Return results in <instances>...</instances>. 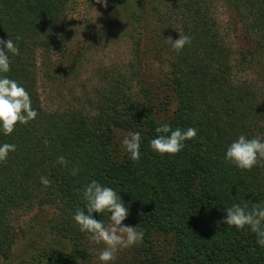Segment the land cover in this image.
Listing matches in <instances>:
<instances>
[{
	"label": "trees",
	"instance_id": "16d2710c",
	"mask_svg": "<svg viewBox=\"0 0 264 264\" xmlns=\"http://www.w3.org/2000/svg\"><path fill=\"white\" fill-rule=\"evenodd\" d=\"M220 1L248 44L238 57L209 0H116L117 13L123 12L116 28L126 27L132 43L125 71L102 77L88 109L49 110L38 91L36 52L66 54L72 0H0V40L12 39L20 51L9 54L10 71L0 75L24 87L38 113L12 134L0 132V145H16L0 162V255L15 246L17 212L51 206L50 230L59 244L49 242L37 264L89 262L94 243L73 216L84 207L81 190L96 180L120 195L129 209L127 226L144 233L126 264H264L254 233L221 222L234 203H264V162L241 170L224 159L240 135L264 140V0ZM150 21L158 26L146 36ZM173 29L191 37L178 53L164 41ZM152 63L162 76L149 81ZM246 67L259 79L238 77ZM165 123L196 128L197 135L177 154L159 155L150 141ZM118 129L140 134L138 161L114 151ZM61 155L67 167L56 162ZM41 177L51 184L45 187ZM109 215L93 218L106 224Z\"/></svg>",
	"mask_w": 264,
	"mask_h": 264
},
{
	"label": "rangeland",
	"instance_id": "374dc122",
	"mask_svg": "<svg viewBox=\"0 0 264 264\" xmlns=\"http://www.w3.org/2000/svg\"><path fill=\"white\" fill-rule=\"evenodd\" d=\"M208 4L212 16L219 23L222 35H225L235 51V56L238 57V51L245 49L248 44L239 26L233 27L232 13L220 0H209ZM122 15L123 12L116 11V0H107V7L96 4L95 0H72L71 9L65 18L66 29L69 30L66 54L46 53L41 49L36 52L37 86L43 107L49 110L73 106L88 109V99L96 98L97 88L103 86L102 77L105 74H116L119 69L125 71L126 63L132 58V43L126 27L119 31L116 28V21L120 20ZM153 21L145 28L146 36L153 31L152 28L157 29L158 23ZM175 32L177 31L173 29L168 37L176 38L179 33L174 34ZM150 71L149 81H152L155 75L162 76V70L154 63ZM238 77L247 80L259 79L256 69L249 67L241 71ZM256 84L259 85V82ZM169 98L172 102L171 111L175 106V96L170 92ZM128 133L130 132L121 129L115 130V152L125 151L122 140ZM54 213V207L51 206L35 208L31 212H17L13 216L17 240L11 254L0 255L1 262L37 264L41 255L48 250L49 242L59 244L58 236L50 230ZM122 225L127 226L125 220ZM94 246L91 260L84 264H101L98 253L104 245L94 243ZM136 246L137 244L119 250L116 259L109 264H126L127 260L132 258L131 253L136 251Z\"/></svg>",
	"mask_w": 264,
	"mask_h": 264
},
{
	"label": "clouds",
	"instance_id": "9594fccd",
	"mask_svg": "<svg viewBox=\"0 0 264 264\" xmlns=\"http://www.w3.org/2000/svg\"><path fill=\"white\" fill-rule=\"evenodd\" d=\"M96 4L107 7V0H95ZM20 36L16 40H20ZM173 50L180 52L185 45L191 43V37L180 35L173 40L166 38ZM20 54L19 48L12 39L0 40V74L10 71V58ZM29 93L15 80L6 75H0V132L10 135L14 132L17 124H27L34 120L38 113L32 108ZM159 135L150 141V148L159 155H175L180 152L186 140L196 137L197 129L189 127L182 130L177 127L174 130L167 123L155 129ZM141 136L138 132L128 133L122 140V145L133 161L140 159ZM16 145L4 143L0 145V162L6 161L9 152H14ZM225 162L234 165L241 170H251L253 167L264 162V140L259 137L246 138L240 135L226 149ZM58 164L67 167L68 161L64 156H59ZM78 167H73L70 174L76 175ZM41 183L47 187L51 181L46 177H41ZM82 197L84 207L77 209L73 220L78 225L79 230L88 234L91 242L104 247L98 253V260L101 264H109L116 259L119 250L132 247L143 240V231H138L137 227L123 226L122 221L129 214V209L125 207L120 195L110 187L102 186L96 180L83 187ZM85 209L87 214H85ZM110 213L108 223L93 218V213ZM226 218L221 221L229 227L238 230L247 227L256 236V243L264 247V203H253L251 207L245 203L232 204L225 209Z\"/></svg>",
	"mask_w": 264,
	"mask_h": 264
}]
</instances>
